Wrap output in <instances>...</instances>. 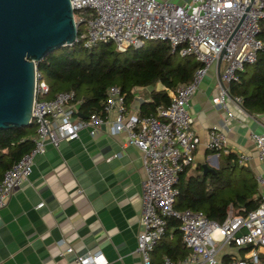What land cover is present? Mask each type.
Instances as JSON below:
<instances>
[{
  "label": "built area",
  "instance_id": "1",
  "mask_svg": "<svg viewBox=\"0 0 264 264\" xmlns=\"http://www.w3.org/2000/svg\"><path fill=\"white\" fill-rule=\"evenodd\" d=\"M75 22L76 41L86 48L113 42L120 51L140 47L147 40H165L170 50L179 55H192L201 62L191 78L179 84L171 93L167 105H159L155 114L129 113L125 94L112 84L107 88L103 114L87 117L77 114L74 90H62L48 95L47 82L35 70L31 122L35 124L32 147L3 171L0 178V208L12 191L28 179L34 158L44 152L46 144L58 146L61 139L78 136L83 127L95 134L107 114L111 132L126 133L125 143L136 145L141 152L145 177L142 181L141 229L136 251L143 264H152L150 253L163 236L167 218L179 222L182 240L189 252L180 260L164 255L162 264H264L260 256L264 248V197L260 204L246 213L229 205L222 222L209 218L200 210L174 207L179 173L194 160L199 136L193 129L189 111L192 95L209 66L216 64L219 84L211 100L215 106L232 116L230 103L240 107L242 98L230 93V83L239 79V71L253 63L262 47L258 33L264 26V0H70ZM80 28V29H79ZM264 162V130L251 134ZM226 141L221 127L209 130L207 148L218 155ZM248 155H238L245 164ZM264 182L262 176L257 177ZM40 202L38 205H41ZM251 245L242 256L219 259L222 245ZM98 249L77 254L73 264H107Z\"/></svg>",
  "mask_w": 264,
  "mask_h": 264
},
{
  "label": "crops",
  "instance_id": "2",
  "mask_svg": "<svg viewBox=\"0 0 264 264\" xmlns=\"http://www.w3.org/2000/svg\"><path fill=\"white\" fill-rule=\"evenodd\" d=\"M218 84L213 63L189 103L199 143L185 174L203 171L204 163L214 169L219 167V154L207 148L206 143L209 130L221 127L226 137L222 149L237 156L248 155L242 165L252 171L257 193L264 197V182L257 181L258 176L264 179V162L251 136L264 130V111L250 113L230 103L232 116H227L211 100ZM163 88L160 82L134 87L128 112L139 114L141 104L151 100V90ZM172 92L169 90V95ZM114 115L115 111L109 112L95 134L83 127L77 137L61 139L58 146L47 143L44 152L35 156L28 179L12 191L0 208V264H73L77 254L98 249L107 264H143L136 245L145 170L140 149L125 143L126 133L111 132ZM156 245L150 253L152 264H162L164 255L160 248L155 249ZM246 246L226 243L218 258L242 256L251 248L242 252ZM186 251L189 252L187 247ZM260 256L264 259V248Z\"/></svg>",
  "mask_w": 264,
  "mask_h": 264
},
{
  "label": "trees",
  "instance_id": "3",
  "mask_svg": "<svg viewBox=\"0 0 264 264\" xmlns=\"http://www.w3.org/2000/svg\"><path fill=\"white\" fill-rule=\"evenodd\" d=\"M258 36L263 45L256 60L246 64L239 71V79L230 83V93L241 96L242 108L250 113L264 111V26ZM199 65L201 62L192 55L172 52L165 40H147L140 47L129 46L123 51L113 42L86 48L75 41L48 52L36 62L37 71L49 86L48 95L74 90V99L79 104L77 114L84 117L93 112L103 114L107 88L112 84L125 94L127 105L133 98L134 87L160 82L164 88L152 89L151 100L141 104L139 110L140 115L155 114L157 106L170 102L169 90L188 81ZM34 133V122L0 129V178L6 168L32 147ZM186 167L175 184L178 190L176 209L200 210L209 218L222 222L229 205L246 213L262 200L257 193L254 174L238 163V156L233 152L220 149L219 167L213 171L186 175ZM178 225L176 218H167L165 233L155 247L161 249L162 256L179 259L188 253ZM169 235H172L170 239ZM250 247H244L242 252Z\"/></svg>",
  "mask_w": 264,
  "mask_h": 264
},
{
  "label": "water",
  "instance_id": "4",
  "mask_svg": "<svg viewBox=\"0 0 264 264\" xmlns=\"http://www.w3.org/2000/svg\"><path fill=\"white\" fill-rule=\"evenodd\" d=\"M77 26L70 0H0V129L31 122L36 62L74 43Z\"/></svg>",
  "mask_w": 264,
  "mask_h": 264
}]
</instances>
